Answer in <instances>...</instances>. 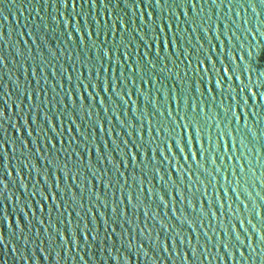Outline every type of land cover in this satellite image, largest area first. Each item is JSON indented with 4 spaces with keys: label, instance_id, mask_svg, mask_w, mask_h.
<instances>
[{
    "label": "water",
    "instance_id": "obj_1",
    "mask_svg": "<svg viewBox=\"0 0 264 264\" xmlns=\"http://www.w3.org/2000/svg\"><path fill=\"white\" fill-rule=\"evenodd\" d=\"M0 264H264V0H0Z\"/></svg>",
    "mask_w": 264,
    "mask_h": 264
}]
</instances>
